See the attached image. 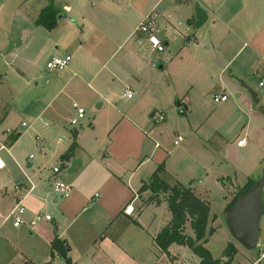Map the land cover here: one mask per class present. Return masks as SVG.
Segmentation results:
<instances>
[{
	"label": "crops",
	"instance_id": "obj_1",
	"mask_svg": "<svg viewBox=\"0 0 264 264\" xmlns=\"http://www.w3.org/2000/svg\"><path fill=\"white\" fill-rule=\"evenodd\" d=\"M160 1L163 2L162 5ZM164 2L155 0L150 6L146 3L142 8L134 7L141 20L150 12L157 15L158 35L165 44V50L161 53L149 51L138 32L123 31L125 14L118 16L114 13L117 11L110 12L118 21L117 32L122 33L120 38L106 36L96 23L103 18L102 10L94 12L97 16H94V20L90 16H83V25L79 27L84 28L76 29L72 22L67 28H63L65 25H60L63 22L58 21V26L50 32L44 31L43 34V31H40L43 46L46 49L53 47L51 56L70 54L71 60L76 56V64L70 66V63L61 71L48 69L53 78L44 90L45 98L41 103L32 101L23 108L15 104L16 110L29 113V128L23 129L27 124L22 126L21 121L20 127L17 123L9 122L0 129V146H10L0 147V151L4 153V156H0V238L4 236L8 241L0 242L2 264H19L22 258L35 264L48 260L51 264H137L135 257L143 250L146 239H143L138 231H135L134 235H139L140 238L126 234L131 230V226L148 232V225L154 220L148 223L145 221L147 209L163 202L167 206L165 193L159 192L156 195L149 188L142 190V186L148 184L151 174L160 163L163 164L158 175L162 179L170 184H190L197 190V195L209 203L206 192L198 190L196 183L194 185L190 180L184 184L181 177L174 172L175 169L170 170V155L162 149L163 138L155 133L150 120L155 111V108H152L154 102L151 103L147 99L153 96V85L158 84L162 89L171 87V91L176 95L181 92L177 96L180 113H191L193 100L187 93L196 84L201 91L208 90V69L211 83L210 68L213 66L210 65L211 61L214 63V49L220 55V59L217 57L219 66L223 67V72L229 71V81L232 84L237 85L236 81L241 78L245 85L252 86L240 70L243 64L240 68L234 67L235 60L245 51V64L250 66L254 76L260 77L259 83L262 82L260 86H263L264 0ZM54 6L61 10L59 13L62 17L64 12H69L70 7L67 5ZM198 8L206 15L200 25L196 24ZM204 25L205 29L201 31L200 27ZM37 27L25 28L24 36L30 37L27 44L35 42ZM235 41L240 42V47L228 51ZM21 44L19 41L8 51L15 54ZM197 55H201L205 60L199 61ZM188 64H193L191 66L194 67L188 77L195 78H186L184 85H181V80L176 78V72L178 68L186 69ZM155 68L164 70L157 71ZM21 73V76L19 73L17 75L24 81V87H27L26 74ZM203 73L207 75V79L203 78ZM3 79L0 73V83ZM166 81L171 85L168 86ZM226 86L225 82L219 89L213 87L212 94L226 92ZM115 87L119 88L118 97ZM127 88L132 93L131 97H126ZM120 100H123V104L119 106ZM74 102L83 108L85 104L93 102L91 108L94 112L91 119L83 122L86 118L84 108V119H79L75 125L71 124L70 120L75 116L72 106ZM6 103L0 93V108H7ZM10 111V107L6 113L1 110L0 119L7 117ZM9 128L12 133H4ZM192 129L194 128L190 120L176 121L174 132L177 136L191 133ZM18 130L30 135L29 142L34 144L38 154L32 151L28 153L29 148H25L24 144V149L18 146L27 136H23L22 132L18 134ZM12 136L16 137L13 142L10 141ZM73 141V152L67 157H62ZM38 145L44 146L43 152ZM49 153L50 160L55 159L57 162L53 161L50 170H42L43 159H46ZM59 162L65 163L62 164L57 177L71 186L67 197L53 192L52 189V166ZM188 170L191 171L190 168ZM15 184L17 188L14 187ZM150 197L153 199L149 200ZM18 202L25 206V220L33 217L38 211L50 213L52 219L41 220L30 228L25 224L14 226L9 213ZM213 219L210 218L209 212L208 222ZM164 226L155 230L152 245L166 255V264L181 262L178 255L170 252V247L175 242L168 247L169 255L155 242L156 234ZM188 226L190 227L189 222H186L184 234ZM55 236L65 245V257L56 251L51 255V241ZM205 239L207 242L208 235ZM199 242L205 246L204 240Z\"/></svg>",
	"mask_w": 264,
	"mask_h": 264
},
{
	"label": "rangeland",
	"instance_id": "obj_2",
	"mask_svg": "<svg viewBox=\"0 0 264 264\" xmlns=\"http://www.w3.org/2000/svg\"><path fill=\"white\" fill-rule=\"evenodd\" d=\"M52 1L53 4H57L58 6L62 7L63 5H67L70 8L69 12L63 13V17L59 13L61 19H57L55 25L48 29L43 25H37L33 19L38 17L40 9L47 5L49 0H0V73L4 78V81L0 83V93L1 98L4 99L5 103L7 102L5 104L7 108L3 107L2 109L1 107L0 111L2 110L3 113H6L9 107L11 108L9 115L0 119V129L4 128L9 122L17 123L20 127L21 121L27 124V126L21 128H29L30 119L27 117L29 113L25 110H16L15 104L23 108L29 102L41 103L42 99L45 98L44 93L46 91L44 90L53 78L52 73L48 72L49 70L46 68V62L51 56L53 47L50 46L46 49L43 46L44 42L41 38L42 33L40 31H43V34L44 31L50 32V30L58 26V21H60L59 23L63 22L60 24L62 27L65 25L63 28H67V25L72 22L77 29L83 25V16H90L94 20V16L97 17L94 12L96 10H102L101 15L103 18L97 20L96 23L99 24L102 32L106 36L120 38L122 33L117 32L118 21L114 19L111 12L117 11L114 13L118 16L125 14L123 31L129 32L133 30V32L137 33L135 28L139 25L141 16L135 13L134 7L142 8L146 3L150 6L155 0ZM164 1L168 2L171 0ZM162 3L160 1V5ZM177 3L179 4V2ZM35 27L38 30L36 40L33 44H27L30 37L28 35L24 36L25 28L34 29ZM200 28L201 31L204 30L205 25ZM58 29L59 27L55 31ZM73 33L74 31L72 35ZM19 41L22 43V46L18 49L19 51H16L15 54L13 51H8L13 45H17ZM238 47H240V42L235 41L228 51L231 52ZM244 53L245 51L235 60L234 67L240 68L243 64L240 70L243 76L248 78L252 86L245 85L246 83L241 78H238V81H236L237 85L232 84L229 81V71L226 70L223 72V67L219 66L217 57L220 59V55L214 49V51L212 50L214 63L211 61L210 65L208 61L209 65L213 66L210 68L211 83H209L210 76L208 69V90L204 89L201 91L197 88V84L194 81L196 85L187 93L193 100V111L191 113L190 111L180 113L177 105V102H179L177 96L181 92L179 95H176L171 91V87L162 89L160 85L155 84L152 87L153 96L147 99L151 103L154 102L152 108H155V111L153 115L161 113L164 116L163 121L155 122L152 116L150 120L153 123L152 128L155 129V133L161 135L163 138L162 149L170 155V170L175 169L174 172L181 177V181L184 184L192 180L190 182L192 184L196 183V185L194 184L196 188L200 191H205L208 197L210 218H214L211 222L209 220L208 228L212 225L215 227V231L211 235L208 234V241L205 243V247L210 250L214 258H219L224 261L226 257L223 255V250L227 243L231 242L236 251L233 253L229 264H252L257 257V250L244 248L229 233L225 216V213H227L225 212L226 202L231 201L237 188L242 187L250 177L255 182L262 181L260 197L264 205V85L260 86V77L254 76L250 66L245 64L247 60L243 56ZM197 56L199 61L205 60L201 55ZM75 57L70 60V66L74 65V63L76 64ZM191 65L188 64L186 69L178 68L176 78L181 80V85H184L183 81L186 78H195V76L188 77V73L191 72V69H194ZM155 69L157 71L164 70H159V68ZM21 72H25L26 74L25 76L28 80L27 87H24V81L19 78L22 74ZM35 75L36 77H33ZM203 78L207 79V75L204 73ZM225 82L227 84L225 91L228 94V100L216 103L212 100L213 87H215L214 89H219ZM166 83L168 86L171 85L169 81H166ZM210 84L213 85L209 87ZM118 90L119 88L115 87L117 97L120 94ZM187 90L188 88L184 93ZM253 92L256 93L258 101L254 100ZM122 101H119V106L123 104ZM92 106L93 102L89 105L85 104L86 118H83L84 120L82 119L83 122L91 119L92 113L94 112H92ZM186 120L187 122L188 120L191 121L194 129H192L191 133H182L183 141L178 145H174L176 121L185 122ZM21 132L22 134L24 133L22 130H18L17 133L19 134ZM25 135L27 134H23V136ZM242 138H244V143L238 145L237 142ZM25 139H22L18 146L24 149V144L25 148H29L28 153L32 151L38 154L37 149L33 146L34 144L31 145L29 142L30 135H27ZM5 147L8 148L10 146L9 144H5ZM0 156H4L2 151H0ZM43 160L42 170L45 168L46 171L47 169H51L53 161L57 162L55 159L50 160V153ZM145 167L148 169L147 166ZM189 168L191 171L188 170ZM161 197H164V195H161ZM145 218L147 223L154 220L148 225V232L146 230H140L141 228L139 227L131 226V230L126 234L134 238H140L141 236L143 239H146V243H144L143 250L141 251L142 253L139 252L135 257L136 262L137 264H153L154 262L155 264H166V255L155 249L151 242L155 230L164 226L170 219V211L167 209L166 203L163 202L159 206H150L146 211ZM258 226L261 233L264 229V212L258 217ZM135 231L141 233L140 236H135ZM185 233L193 236V231L189 226ZM2 241L8 242L4 236L0 238V242ZM170 252L178 255L180 261H183L184 264H200L199 256L188 245L173 243L170 247ZM0 264H2V259H0ZM255 264H264V261Z\"/></svg>",
	"mask_w": 264,
	"mask_h": 264
},
{
	"label": "trees",
	"instance_id": "obj_3",
	"mask_svg": "<svg viewBox=\"0 0 264 264\" xmlns=\"http://www.w3.org/2000/svg\"><path fill=\"white\" fill-rule=\"evenodd\" d=\"M59 10L54 6L53 1L49 0L48 4L45 5L39 12L38 17L34 21L37 25H43L50 29L52 28L57 20ZM75 137V134L73 135ZM16 140L15 136H12L10 141ZM75 142L73 141L68 148V151L62 154V157H67L73 152ZM65 163V162H64ZM62 163V164H64ZM162 164L160 163L156 170L151 174L150 178L153 181L152 185L144 184L142 190L149 188L156 195L159 192L166 194V201L168 209L171 212V219L169 223L164 226L155 236V242L160 249L169 255L168 247L171 243L175 242L182 245H188L191 250L197 254L200 258V264H229L233 253L236 251L234 245L229 242L223 250V255L226 260L222 261L219 258H214L208 248L203 243L199 242L204 240L206 242V235L214 233L215 228L209 227L207 229L208 217H209V203L202 199L195 189L190 184L183 185L179 182L173 184L168 183L158 175V171L161 170ZM191 183V182H190ZM256 184L255 180L248 178L247 182L239 187V191L235 193L231 201L226 206V212L235 203V200L239 194H244L250 190ZM153 199L150 197L149 200ZM189 222L191 229L194 232V236L184 234V224ZM54 251L62 253L65 257V245L62 241L55 236L51 241V255ZM69 260V259H66Z\"/></svg>",
	"mask_w": 264,
	"mask_h": 264
},
{
	"label": "built area",
	"instance_id": "obj_4",
	"mask_svg": "<svg viewBox=\"0 0 264 264\" xmlns=\"http://www.w3.org/2000/svg\"><path fill=\"white\" fill-rule=\"evenodd\" d=\"M136 31L141 35V38L146 43L149 51L161 53L165 50V44L162 39L159 37V27L157 21V15L155 13H148L139 23L136 28ZM71 60L70 54L65 55H53L51 56L46 62V68L51 70L61 71L65 69ZM262 82H260L261 84ZM126 97H131V91L127 88L125 91ZM228 99V94L226 92H218L212 94V100L216 103L224 102ZM72 106L75 110V116L70 120L71 124L75 125L78 123L79 119L83 118L85 115V110L83 107L79 106L76 102L72 103ZM152 119L155 122L163 121L164 116L163 114L152 115ZM26 125L25 122H22V126ZM6 134L12 133V129H6L4 132ZM183 139L182 135H177L173 141L174 145H178ZM238 145H242L244 143V138L240 139ZM39 149L43 152L44 146L38 145ZM1 148H4L5 145L1 144ZM31 156V155H30ZM62 163H56L52 166V173H53V184L52 189L53 192L67 197L70 194L71 186L67 182L63 181L62 179L58 178L57 175L61 170ZM17 188V184L14 185ZM25 212V206H23L20 202L16 203V206L11 210L9 213V217L13 219L12 224L14 226H20L25 224L27 227L34 226L37 222L41 220L50 221L52 219V215L50 213H45L43 211H38L36 214L31 217L30 219L25 220L23 218V214ZM257 250V257L252 264L259 263L264 261V229L258 234V240L256 243V247L254 248ZM19 264H35L27 259L22 260ZM41 264H51V261H46ZM172 264H184L183 261L181 262H173Z\"/></svg>",
	"mask_w": 264,
	"mask_h": 264
},
{
	"label": "water",
	"instance_id": "obj_5",
	"mask_svg": "<svg viewBox=\"0 0 264 264\" xmlns=\"http://www.w3.org/2000/svg\"><path fill=\"white\" fill-rule=\"evenodd\" d=\"M205 16L204 11L198 8L196 24L200 25L204 21ZM252 95L254 100L258 101L256 93L253 92ZM147 183L150 186L153 181L150 179ZM261 189L262 181L256 182L246 193L239 194L226 216L229 233L248 250L256 247L259 234L258 217L264 212V205L260 197ZM237 191H239L238 188ZM66 248L68 249V247Z\"/></svg>",
	"mask_w": 264,
	"mask_h": 264
}]
</instances>
